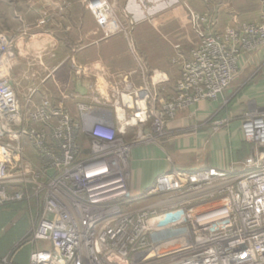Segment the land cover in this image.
<instances>
[{
    "label": "built area",
    "instance_id": "1",
    "mask_svg": "<svg viewBox=\"0 0 264 264\" xmlns=\"http://www.w3.org/2000/svg\"><path fill=\"white\" fill-rule=\"evenodd\" d=\"M86 3L99 26L126 34L107 0ZM190 21L199 40L180 54L173 92L162 93L170 79L161 71H152V89L125 74L110 85V102L88 93L74 109L69 96L55 101L38 85L21 89L12 43L0 36V211L17 202L39 205L28 264H264V106L241 116L246 157L227 168L171 167L141 192L130 187L128 129L143 141L148 132L163 135L179 112L218 100L240 58L264 46V0L258 19L222 33L208 14L191 12ZM231 120L215 121L212 131ZM82 135L90 139L87 157L80 156ZM174 212L182 213L176 226L151 227Z\"/></svg>",
    "mask_w": 264,
    "mask_h": 264
},
{
    "label": "crops",
    "instance_id": "2",
    "mask_svg": "<svg viewBox=\"0 0 264 264\" xmlns=\"http://www.w3.org/2000/svg\"><path fill=\"white\" fill-rule=\"evenodd\" d=\"M121 1L122 5L126 6V9H128L135 19H153L154 23L152 26L150 24L144 25V29H151L148 34L151 35V37H149L151 38V44H149V50H147V67L156 70H165L168 67V70H170L171 62L169 61V63H167V54L168 52L172 53V55L175 54L177 48L176 45L172 44L174 41L168 40L167 37L177 33L176 31L179 28V25L175 22L178 19L174 17L176 11L181 9H179L181 0ZM189 2L197 6L196 9L200 10L198 11L199 13H206L210 15L215 22H219L218 24L222 26L221 28L227 25H233L237 21H246V19H244L245 17H248L247 20L250 21L252 18H250L249 15L252 12H256L259 7L261 9V3H259L258 0H245L242 2V5L238 6L234 0H189ZM68 6L71 7V5ZM67 10L63 9L57 15L59 16L63 12H67ZM85 10L87 9L85 8ZM260 14L259 12L254 19H258ZM167 16H172L170 19L177 24H173L174 27H177H173V30L168 32L164 27ZM76 17L77 19L85 18L87 21L86 23L88 24L89 22L91 26L89 27V24L87 27L78 26L77 38L73 40L74 42L69 39L63 40L57 37L54 31H49V35H44L47 39L40 41L44 42L42 45H45V48L48 47L46 48L47 50L45 48L43 49L45 50V54L40 57H35L29 53L28 55L31 56L27 58L30 59V62H28L29 60L27 61L30 73L46 76L47 80L45 82L50 84L59 85L62 83L64 84L63 86L67 87V90H65L66 92L61 91L62 95H59V91L57 92L53 88L44 92L53 95L55 99L61 98L62 96H69L68 105L70 106L72 103V109H74V101L84 98L88 93H91V91L93 94L98 95L95 86L97 83L99 85L101 84V79L106 78L108 82L112 84L119 81L118 73H133V71L137 69L133 57L128 51L126 40L122 35H114L100 39V35L96 31L94 17L88 10L77 14ZM170 19L169 21H171ZM67 29L70 30V27H67ZM190 29H188L187 32L192 35L189 40L191 44L179 48V50L184 53H187L198 40L191 26ZM38 35L41 36L42 34ZM34 37L35 36H33V38ZM32 41L33 39H30V42ZM19 44H21L20 48L22 54H25V48L33 49L30 48L28 43L24 44L22 41H19ZM60 53H62L61 56ZM263 59L264 46L255 52L243 55L239 60V72L236 78H238L249 65H256L258 60ZM18 63L19 67L22 61ZM65 70H68L69 74H71V78L68 79L70 82L68 83L61 78V75L66 73ZM75 70H78V75H74ZM85 71H88L91 76H87ZM21 72L22 70H20V73ZM116 75L117 77H115ZM97 76L100 78H97ZM178 77L179 74L172 77V81L170 80L162 87V93L164 95H168L174 91ZM137 78L140 79L138 74L132 76L133 83H137ZM35 83L38 84L39 81ZM106 85H104V87L107 88ZM232 88L230 87L225 91L218 100L201 101L195 108L187 112H179L175 119L167 123L165 133L160 137V140L157 141L158 143L142 142L137 147L132 146L129 155V159H131L130 187L134 193L141 192L151 187L155 183L156 178L171 167L180 170H192L201 166L227 168L231 162L238 161L249 154L250 145L244 138L239 121H233L228 126L227 130H221L217 133H214L208 126L202 125L201 127H197V129L188 136L180 134L182 128L187 126L189 121L188 124H193L196 121L201 122L209 119L215 111H217L225 97H234L235 93L232 91ZM71 96H73V98ZM238 100L239 105L236 104L231 109L233 113H237V110L240 111L243 107L250 108L256 105L264 106V76L258 80L257 86L255 85V87L247 91V93ZM186 115L189 116L190 119L188 122L184 118ZM133 130L134 128H130L128 132ZM7 224L8 223L2 225L0 228V264L29 263L30 247L25 248L21 253L15 254L16 257H14V261L10 259V251L16 248L19 239H16L13 245L10 246L11 250H9V252L6 253V250H4L6 247L5 244H7V242L4 241V236L8 230ZM2 243L3 246H1Z\"/></svg>",
    "mask_w": 264,
    "mask_h": 264
},
{
    "label": "rangeland",
    "instance_id": "3",
    "mask_svg": "<svg viewBox=\"0 0 264 264\" xmlns=\"http://www.w3.org/2000/svg\"><path fill=\"white\" fill-rule=\"evenodd\" d=\"M107 1L109 2L110 6L114 7L115 13L117 15L115 21L118 23L119 29L124 30L126 28V34L124 32H120V33L115 34L114 32H116V30L113 32L112 31L107 32L105 30V28H102L101 26H99V24L96 21L94 14L88 8L86 0H0V36H3L5 39H7L9 42L12 43V48H13V51L15 54L13 59H11V63H12L11 65H13V70L15 71V73H14V71L12 73L14 75L15 81L17 83H20L21 89H24L28 86L35 84V85H38V87L41 91H48V89L53 88L55 91H57V92L59 91V93H60L59 95H62L61 91L66 92L65 90H67L66 89L67 87L63 86L64 84L60 83L59 85H55V84H50L48 82L42 83V80L45 79L46 76H41V75H37V74L35 75L32 72L30 73L29 69H28V66H29L28 62H30V59H27V58L30 57L31 55L32 56L34 55L35 57L36 56L40 57V56H43V54H45V50H43L45 48L44 47L45 45H42V43H44V42H40V41H42L43 39L44 40L47 39L45 36L50 34L49 31H54L55 35L57 37L63 39V40H65V39H69L70 41L75 40L77 38V33H78L77 27L78 26L87 27L89 24V22H88V24L86 23L87 21L85 18L82 17L83 19H80V18L77 19L76 16H77V14H79L81 12H85L87 10L94 17V21L96 23V26H95L96 31L99 33L100 39L108 38V37H111L114 35H122L126 40L128 51H129L130 55L133 57V60L135 62V67H137V69H138L139 68L138 66H140V64H141L145 67V69H147L145 77H143L144 76L143 73L137 69L135 71H133V73L132 72L126 73L131 77V79H132V76H134V75L138 74L140 76V79L137 78V80H136L137 83L134 82V84L138 87H142L145 84L149 88H151L153 86V83L151 82L150 77L153 76V74H154V72H152V71L156 70V69L148 68L147 64H146V58H147V52H148L147 50H149V44H151V41H150L151 38H149V37H151V35H148V34L151 31V29H146V28L144 29L145 24H150L151 26L153 25V23H154L153 19L147 18L146 20H137L130 14L128 9H126V6L122 5L121 0H107ZM234 1L237 3V6H238V5H242V2H244L245 0H234ZM255 1H257V0H255ZM258 1H259V3H261V9L259 7V9L256 12H252L249 15L250 18H252L253 20L251 19L249 21V20H247L248 17H245L244 19H246V21H244V22L254 21L257 19V18L254 19L255 16L259 12L262 13V0H258ZM68 5H71V7ZM85 8L87 10H85ZM196 8H197V6L190 3L189 0H181V5H179L180 10L179 11L177 10L175 13L174 18L178 19L175 22L179 25L178 26L179 28L176 31L177 33L171 34V36L167 37V38L170 41H172V40L174 41L172 44L176 45L177 51L173 55L170 52H168V54H167V58H166L167 63H169V61L171 62L170 70H168V67L165 70H158V71H161V72L167 74L171 81H172V77H175L179 74L178 67H179V63H180V54H184V52H181L179 50V48L181 46L185 47V46H188L191 44L189 42V40L191 38L190 36H192V35H190V33L187 32L188 29H190V26H191L192 30L194 31V33L197 35L198 40H199V36L195 32V30L193 29L192 23L190 21L191 12L199 13L198 11H200ZM63 9H66V10L68 9V10H67V12L65 11L61 15L58 16L57 14L60 13ZM171 17L170 16L166 17L164 27L166 28L167 32L173 30V27H174L173 24H176V23L172 22V20L170 19ZM209 17H210V15H209ZM169 19L171 21H169ZM240 22L237 21L233 25H227V26L221 28L222 26H220L218 24L219 22L216 21L215 30L218 33H222L228 27L237 26ZM90 26L91 25L89 24V27ZM67 27H70V30H68ZM176 27H174V28H176ZM38 34H42L43 36L42 35L39 36ZM33 36H35V37L33 38ZM30 39H33V41L30 42ZM198 40L196 41V43L198 42ZM19 41L20 42L22 41V43H24V44L28 43L30 48H33L34 50L25 48L26 49L25 54H22L21 48H20L21 44H19ZM51 43H53V42H51ZM46 48H48V47H46ZM29 53H31V55H28ZM61 54L62 53H60V56H61ZM21 61H22V63L18 67V64H19L18 62H21ZM166 66H167V64H166ZM16 67H18V68H16ZM20 70H22L21 73H20ZM65 71H66V73L62 74L61 78L66 83H68V82H70V80H68V79L71 78V74H69L68 70H65ZM77 71L78 70H75L74 75H78ZM238 72H239V69L237 71L236 77L238 75ZM85 74L87 76H91V75H89L88 71H85ZM123 75H125V73H118L119 81L121 79V76H123ZM263 76H264V59L258 60L256 62V65H253V66L249 65L247 67V69H245L243 71V73L238 76V78H235V80L231 86V88L233 87L232 91L236 95L234 94V97L233 96L232 97H225V99L222 101V103L219 106V108L217 109V111H215V113L207 120H203L201 122L196 121L193 124H188L190 122L189 121L190 119H189V116L186 115L184 118L186 119L187 122L188 121L189 122L187 123V126H184L182 128V130L180 131V134H182L184 136H188V135L192 134L197 129V127H201L202 125L208 126L209 128H212L213 123L215 121L222 120L225 117H231V119H232L231 123L233 121H239L240 122L242 114L248 109V107L247 108L243 107V109H241L240 111L237 110V113H233L231 109L234 105H236V104L239 105L238 99L243 97L244 94H246L247 91H249L251 88L255 87V85L257 86L258 80L261 79ZM115 77H117V75ZM164 77L166 78V76H164ZM97 78H100V77L97 76ZM39 79H41V80H39ZM144 79H145V82H144ZM146 80H148V81H146ZM36 81H39V83L36 84L35 83ZM101 81L102 82L100 85L98 83L96 84L95 89L97 90V93H99L101 96L104 97V99H105L104 101H106V99H107L110 102L111 97L109 94V88H110L111 84L108 82V80L106 78L101 79ZM104 81H105V83H104ZM171 83H173V82H171ZM104 85H106L107 88L104 87ZM91 93H92V91H91ZM95 96H96V94H95ZM235 98H236V100H235ZM58 100H60V98L55 99V101H58ZM88 100H91V99H88ZM121 103H122V100H121ZM197 105L189 107V108H187L181 112H187V111L195 108ZM70 107L73 108L72 103L70 104ZM118 109H120L122 111L121 108H118ZM119 119H120V117H119ZM121 121H122L121 122V125H122L123 120H121ZM170 121H168V122H170ZM166 126H167V124H166ZM227 129H228V127H224L221 130L224 131ZM148 133H149L150 137L147 138V140H144V141L140 140L138 137V136H140V135H138V134H140V131L138 129L134 128L133 131L126 133V135L124 136V143L131 145V148H132V146L137 147L140 143H142L141 141H143V143H154V142L156 143L158 140H160V137L162 136V135H159L158 132H148ZM79 142L82 145L81 146V149H82L81 154L82 155H80V156H82V157L89 156L91 154L90 153V139H89V137L87 135H82L80 137ZM26 204H27L26 207L23 210L19 211L8 222L7 232L10 231L14 226H17L20 221L25 219L27 221L28 229H29L27 234H26V236H28L29 233L31 232L32 228L36 225V223H38V221L41 217L40 207H38L39 205L36 204L35 202H32L30 205L28 203H26ZM175 214L176 213H174V215ZM181 217H182V214H180L179 220H181ZM178 221H174L173 225H174V223H177ZM153 224H154V222H153ZM168 225H166L165 227H168Z\"/></svg>",
    "mask_w": 264,
    "mask_h": 264
},
{
    "label": "trees",
    "instance_id": "4",
    "mask_svg": "<svg viewBox=\"0 0 264 264\" xmlns=\"http://www.w3.org/2000/svg\"><path fill=\"white\" fill-rule=\"evenodd\" d=\"M26 202H17L12 203L4 206L0 211V228L2 225L8 223L19 211L23 210L26 207ZM28 224L25 219L19 222L17 226H14L10 231H8L5 234V240L7 242L6 247L4 250H6V253L9 252L10 246L13 245L14 241L16 239L18 240V244L16 248L10 251L11 253V260L14 261L15 254L21 253V251H24L27 247H32L30 242L27 240V232H28ZM26 236V237H25ZM3 246V243L1 244ZM31 250V249H30ZM13 255V257H12ZM28 264V263H27Z\"/></svg>",
    "mask_w": 264,
    "mask_h": 264
},
{
    "label": "bare ground",
    "instance_id": "5",
    "mask_svg": "<svg viewBox=\"0 0 264 264\" xmlns=\"http://www.w3.org/2000/svg\"><path fill=\"white\" fill-rule=\"evenodd\" d=\"M119 111H120V113H119L120 116L119 117H120V121H121V120H123L122 118H123L124 114L122 113V111L120 109H119ZM174 213H176V214L174 215ZM174 213L166 214V215H163L161 217H158V218L152 220L151 221V227L152 228H154V227H156V228L157 227L165 228V226L168 225V224H169L168 227L173 226V222L174 221H178L180 219V214H182L181 212H174ZM153 222H154V224H153ZM175 224L176 223H174V225ZM115 259H117V261H119L120 263H126V262H124L123 260H121L119 258H115Z\"/></svg>",
    "mask_w": 264,
    "mask_h": 264
}]
</instances>
